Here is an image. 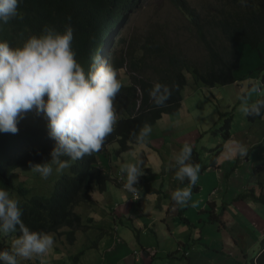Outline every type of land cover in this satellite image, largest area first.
I'll return each mask as SVG.
<instances>
[{
	"label": "clouds",
	"instance_id": "obj_1",
	"mask_svg": "<svg viewBox=\"0 0 264 264\" xmlns=\"http://www.w3.org/2000/svg\"><path fill=\"white\" fill-rule=\"evenodd\" d=\"M136 2L137 0H132L134 6ZM19 4L20 0H0L1 31L10 24L12 19H23L18 11ZM127 12L114 22L106 24L109 26L104 29L95 43L88 64H83L73 51V30L70 25L62 29L46 26L43 31L27 33L17 43H11L4 38L0 41V132L16 134L20 118L22 119L25 115L34 117L45 136L44 148L53 147L50 153H44L36 161L37 163L30 162L31 169L42 179L52 175L53 166L57 175L67 172L68 176H81L88 170L86 167L91 163L102 173L107 174L104 176L103 188H99L96 181L90 183L89 200H81L72 206V210L78 214L80 221L71 235L74 238V233L78 230L91 233L95 230L97 235L90 238L87 243H95L94 246H96L97 238L99 242L102 241L104 232L110 235L116 227L130 226L132 224L129 221L130 213L141 206L142 199L148 201L151 194L156 199L161 197L156 189L150 190L146 186L153 180L151 176L154 172H149L148 167L142 168L138 158L134 160L132 157L131 162L122 163L115 170L113 164H109L107 160L106 163L102 162L100 159L109 153L122 158L126 151H139L143 144H148L147 137L152 131L149 125L161 117L164 119L168 114L162 113L152 123L144 124L138 133L133 132L132 136L136 141H131L129 147L124 150L118 151V143L113 137L111 141H105L115 130L117 115L124 113L122 106L115 101L122 88L121 83L124 81L120 82L117 79V72L112 67V52L116 47L122 21ZM232 76L234 80V75ZM188 78L190 74L186 77ZM126 79L128 81L127 75ZM190 81H193L192 78L187 80L186 86H183L185 89L195 87V84L189 85ZM255 92H257V86L253 85L249 91L238 96L239 111L245 117L260 115L264 110V98L252 100V94ZM170 95L171 89L158 82L149 90L150 98L158 107L163 106ZM114 102L122 109L121 114L117 113ZM246 119L250 120L247 117ZM251 121H255V118ZM226 132L227 130L225 134ZM104 145L110 146L106 154L102 149ZM221 151L220 147L208 163L203 162L199 165L192 161V147L185 142L173 155L174 164L170 167L175 169L174 178L180 182L187 181V186L171 192L169 200L171 199L177 205H187L191 199L192 190L199 188L197 181L200 167L213 165L214 159ZM95 152L102 154L92 155ZM237 154L245 156L247 149L237 143L233 155ZM62 157L68 159H62ZM145 178L148 180L144 181ZM143 184H145L146 192L142 194L140 190L144 187ZM109 185L124 193L123 197L129 210L128 225H125V219L118 215V202L112 201L113 196L109 199L110 209L108 211L104 209V222L98 223L91 218L93 210H89L87 215L83 216L80 213V203H90L97 209V201L92 198L93 191L103 193ZM257 195L259 196L256 197ZM252 196L264 200V195L259 193ZM22 214L19 200L10 196L7 190L0 189V244L2 246L0 262L20 264V261L34 260L36 264H53L50 253L58 247L55 239L58 237L64 239L66 227H60L57 234L55 231L49 233L34 231L24 224ZM106 222L109 223L107 226ZM9 238H12L11 241ZM185 254L186 250L181 249V255ZM48 257H50L49 262L45 261ZM75 257L76 254L71 259ZM62 263L65 264L64 261Z\"/></svg>",
	"mask_w": 264,
	"mask_h": 264
},
{
	"label": "trees",
	"instance_id": "obj_2",
	"mask_svg": "<svg viewBox=\"0 0 264 264\" xmlns=\"http://www.w3.org/2000/svg\"><path fill=\"white\" fill-rule=\"evenodd\" d=\"M167 1L186 16L187 25L182 27H187L189 34L183 38L193 41L188 43L183 38L177 41L158 26L149 27L145 35L131 37L129 41L123 33L117 37L112 52V67L116 70L127 64L128 81L121 83L122 88L115 98L124 113L117 115L115 130L105 141H111L113 137L118 143V151L128 148L131 141H136L132 133H138L144 124L152 123L162 113H172L179 108L181 91L188 84V79L193 80L190 86H194L197 79L208 85L232 81L231 69L237 67L239 62L237 44L245 42L256 48L264 36V0H202L204 3L195 7L190 6L187 0ZM133 7L132 0H20L18 11L23 19H12L9 25L0 30V41L4 38L17 43L27 33L43 31L46 26L62 29L70 25L73 30V51L83 64H88L95 43L109 26L106 24L114 22ZM190 45L204 52L206 59L193 61L183 50ZM256 69L264 70V59ZM185 71H190V78L184 80ZM157 82L171 89L169 99L159 107L149 96V90ZM261 88L263 91L255 100L264 98V86ZM263 113L264 110L260 115L246 117L252 120ZM17 127L16 134L0 132V189L7 190L10 196L19 200L22 221L31 230L45 233L55 231L57 234L60 227H66L64 239L71 242V232L80 221L78 214L72 210L73 204L89 200L90 183L96 181L99 188H103L107 174L91 163L81 176H68L67 172L51 175L48 194L42 190L31 191L20 181H15V171L19 168L30 171L28 175L34 174L30 162L37 163L53 147L44 148L45 136L33 116L20 118ZM101 154L95 152L92 155ZM250 189L252 187H248ZM237 197L255 199L245 192L237 193ZM203 211L207 221L218 225L222 223L210 201ZM94 245L89 243L86 247ZM58 252L59 248L55 247V251L50 253L53 264H63ZM250 262L264 264V231Z\"/></svg>",
	"mask_w": 264,
	"mask_h": 264
},
{
	"label": "crops",
	"instance_id": "obj_3",
	"mask_svg": "<svg viewBox=\"0 0 264 264\" xmlns=\"http://www.w3.org/2000/svg\"><path fill=\"white\" fill-rule=\"evenodd\" d=\"M161 118L149 125L152 131L147 137V143L150 138L170 131L167 127L163 130L158 128L157 123ZM261 124L264 125V121L258 123ZM167 140V146H160L161 152L152 147L146 154L148 162L151 161L147 167L154 172L152 181L159 182V187L151 189H156L161 197L155 199L150 195L148 201L142 199L141 206L130 213L129 221L132 224L128 227H116L110 235L104 232L102 241L99 242L97 238L94 247L86 245L90 238L97 235L95 230L92 233L78 230L71 242L58 237L55 242L60 250L59 259L65 264H253L250 257L258 249V239L264 231V200L261 202L240 198L237 193L243 194L248 187H252V195H264V133L260 134L258 131L253 142L244 146L247 155H233L237 144L234 140L228 141L226 146L230 150L219 153L213 165L200 167L197 181L199 188L192 190L187 205H177L169 200V192L178 187L176 183L186 187L187 181L180 182L174 178L175 169L170 165L174 163L173 155L180 147L171 135ZM140 150L126 151L122 158L109 153L100 159L113 164L115 170L122 163L131 162L132 157L140 160ZM192 161H195L193 155ZM197 163L200 165L198 160ZM165 173H170L168 185L161 179ZM204 194L207 201L200 203ZM123 195V191L112 185L103 193L93 191L92 198L97 201L98 208L90 203H80V213L83 216L93 210L91 218L98 223L104 222V209H110L109 199L113 196L112 201L118 202V215L128 225L129 210ZM209 201L214 211L218 212L222 222L220 225L205 218L203 209L208 206ZM181 249L186 250L185 255H181ZM73 254H76L75 259H71Z\"/></svg>",
	"mask_w": 264,
	"mask_h": 264
},
{
	"label": "rangeland",
	"instance_id": "obj_4",
	"mask_svg": "<svg viewBox=\"0 0 264 264\" xmlns=\"http://www.w3.org/2000/svg\"><path fill=\"white\" fill-rule=\"evenodd\" d=\"M187 2L192 7L204 3L202 0H187ZM183 25H187L186 16L167 0H137L135 6L127 12L125 19L122 21L120 34L123 33V36L129 41L131 37L140 38L142 35H145L149 27L158 26L165 34L178 41L189 34L187 27H182ZM182 40L188 43L193 41L187 38H183ZM193 47L194 45H190V47L183 50L193 61L195 59H206L204 52ZM237 49L239 51V62L238 66L231 73V75H234L233 81L226 84L209 86L197 79L194 83V88L189 87L185 89L183 87L179 108L173 113L166 114L164 119H160L157 123L158 128L163 130L164 127H167L170 128V131H166L158 137L150 138L148 144L141 146L142 150L138 154L140 155V161L144 162L143 165L141 163L142 168L147 167L148 163L151 162H148L149 157L146 155L147 152L152 147L161 152L160 146H167L169 135L178 141L176 145L180 148L185 142L191 145L192 155L195 156L194 163H197V160L200 163H208L220 147L222 151L230 150L226 146V142L234 140L236 144L239 143L240 145L247 146L253 142L254 135L258 131L260 134L264 133V125H258L259 122L264 121V116L255 117V121L247 120L245 115L239 111L240 100L238 99V96L249 91L253 85L257 86V92L252 94V100H255L256 96L263 91L258 86H264V70H258L256 66L264 58V36L258 42L256 48L250 47L245 42H240L237 44ZM259 52L263 54L261 58ZM126 65L124 64L122 67L116 69L117 79L120 82L122 80L124 82L127 81ZM189 74L190 71L184 72V80ZM114 104L117 113L121 114L122 109L120 106L115 102ZM226 130L227 132L225 134ZM255 144L258 145L259 143ZM108 147L110 148V146ZM108 147L104 145L102 148L105 150V154L108 152ZM172 164L174 163L172 162ZM209 167L212 166L210 165ZM143 172L145 173L144 169ZM30 173V171H23L17 168L15 171V181H20L24 186L29 187L31 191L42 190L44 194H48L51 190L49 181L51 175L47 179H42L38 173L34 172V174L28 175ZM54 174H56L55 166H53L52 175ZM169 175L170 173H165L161 176V179L167 185L169 184ZM183 185L176 183L177 188H183ZM142 186L144 187L140 192L143 194L146 192L145 184ZM146 186L151 190L154 186L159 187V182L149 181V184L147 183ZM173 191H170L169 194ZM245 193L251 195V190H246ZM153 197L156 199L154 195ZM203 200L207 201L205 194L199 200L200 203ZM252 200L263 201L261 199ZM253 208L257 210V208ZM108 224L106 222V226ZM11 239L9 238V241ZM45 261L49 262L50 257L46 258ZM33 262L34 260L20 261V264H33Z\"/></svg>",
	"mask_w": 264,
	"mask_h": 264
}]
</instances>
